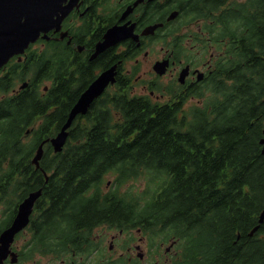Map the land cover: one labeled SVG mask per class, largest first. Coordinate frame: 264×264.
Segmentation results:
<instances>
[{
  "label": "trees",
  "instance_id": "trees-1",
  "mask_svg": "<svg viewBox=\"0 0 264 264\" xmlns=\"http://www.w3.org/2000/svg\"><path fill=\"white\" fill-rule=\"evenodd\" d=\"M202 2L214 11L225 4V0ZM262 2L226 3L217 22L225 20L241 29L235 33L240 44L233 48L230 66H224L218 79L206 84L200 103L185 109L182 102L167 106L142 96L108 99L104 127L100 123L72 127L61 152L46 156V150L40 167L49 173L47 183L31 157L35 142L59 128L48 126V119L53 118L51 97L41 104L37 94L25 91L22 104L17 97L0 100V123L12 119L23 125L0 127L12 128L8 140L0 137L4 142L0 187L9 189L10 175L3 173L11 172L17 174L12 176L15 184L10 193L19 190L25 179L27 189L43 186L48 211H54L49 216V234H67L72 221L104 220L107 211L103 205L119 201L116 193L107 198L98 191L105 175L115 174L120 185L144 173L146 191L157 186H162L161 190L142 193L134 202L149 205L140 209L154 214L153 220L168 218L172 233L184 237L188 255L196 264H264V217L258 224L264 210V154L259 144L264 129ZM12 80H16L13 72L0 78V93L9 91ZM6 106L8 113L3 111ZM39 117L46 124L32 127L28 142L21 144L17 134L21 136ZM65 117L61 113L60 121ZM5 141L11 146L6 153L10 164L3 161ZM21 155L25 156L15 161ZM166 175L171 180L164 187ZM96 192L98 199L93 200ZM257 224L258 229L249 235Z\"/></svg>",
  "mask_w": 264,
  "mask_h": 264
},
{
  "label": "flooded vegetation",
  "instance_id": "flooded-vegetation-1",
  "mask_svg": "<svg viewBox=\"0 0 264 264\" xmlns=\"http://www.w3.org/2000/svg\"><path fill=\"white\" fill-rule=\"evenodd\" d=\"M219 15L221 12L202 0H76L61 26L46 32V41L53 45L50 51H42L39 59L52 71L50 86L44 85L40 94L44 104L51 90L52 127H59L60 113L68 112L87 85L113 66L114 81L91 102L85 114H77L71 127H87V117L91 125L103 126L107 96L117 97L124 87L132 94L148 95L167 104L200 101L206 84L216 81L224 66H230L231 34L219 30ZM152 25L156 26L153 30L149 27ZM110 28H116L122 38L93 56L97 42ZM45 45L40 42L38 47ZM29 54L27 49L21 56H13L0 69L2 77L11 72L15 77L24 73ZM162 60H167L165 71L158 74L153 68ZM9 89L0 93V100L17 97L21 103L25 99L15 80ZM3 111L8 113V106ZM12 121L0 123V127H23ZM49 144L45 142V148ZM6 153H10V146L3 159L10 164L11 157ZM47 155L53 156V151ZM14 184L9 181V189L0 188V233L11 224L16 212L10 197L3 198L1 192L10 195ZM110 185L108 180L101 188L108 192ZM27 187V180H22L17 190L20 196L14 200L17 204L35 189ZM127 204H108L107 220H77L68 234L62 235L47 232L50 213L36 215V202L28 224L14 235L8 247L0 248V264H190L186 262L187 247L173 237L169 220H153L151 213L139 217L136 209L140 206L131 210L134 206Z\"/></svg>",
  "mask_w": 264,
  "mask_h": 264
},
{
  "label": "water",
  "instance_id": "water-1",
  "mask_svg": "<svg viewBox=\"0 0 264 264\" xmlns=\"http://www.w3.org/2000/svg\"><path fill=\"white\" fill-rule=\"evenodd\" d=\"M63 0H0V66L14 54L22 53L27 46L36 41L41 33H45L58 27L65 13L73 6L70 3L61 8ZM59 11L61 13L59 14ZM122 38L116 28L108 30L104 40L98 42L94 55L104 48ZM165 62H157L155 70L162 73ZM182 80V79H181ZM113 82V67L101 73L81 94L77 102L71 108L68 118L61 127L59 133L52 139L56 151L61 150L67 137L66 129L78 112L84 113L95 97L103 92L109 82ZM261 152L264 153V130L260 139ZM42 155V147H38L33 162L38 166V160ZM40 191L30 193L19 205L18 212L12 224L0 235V248L7 247L13 235L19 231L28 221L34 200ZM264 212L261 215L262 220Z\"/></svg>",
  "mask_w": 264,
  "mask_h": 264
},
{
  "label": "rangeland",
  "instance_id": "rangeland-1",
  "mask_svg": "<svg viewBox=\"0 0 264 264\" xmlns=\"http://www.w3.org/2000/svg\"><path fill=\"white\" fill-rule=\"evenodd\" d=\"M241 1V0H238ZM64 5V2L61 3V6ZM37 45L33 46V48H37L39 43H36ZM23 82V80L21 81V83ZM20 84V83H19ZM44 85H48L50 86V81L48 79H45L43 81L40 82V86L43 88ZM200 103V102H199ZM114 115H116L114 113ZM117 116V115H116ZM113 175H108V179H112ZM146 184H147V178L145 176V174H141L139 175L137 178L135 179H131L129 182L126 183L127 187L129 188H133L136 190V193L138 195L147 192L146 191Z\"/></svg>",
  "mask_w": 264,
  "mask_h": 264
}]
</instances>
